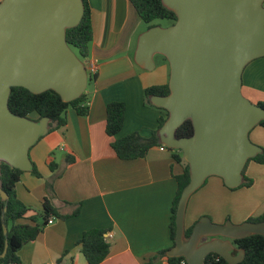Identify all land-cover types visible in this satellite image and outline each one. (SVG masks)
<instances>
[{
	"label": "water",
	"instance_id": "obj_1",
	"mask_svg": "<svg viewBox=\"0 0 264 264\" xmlns=\"http://www.w3.org/2000/svg\"><path fill=\"white\" fill-rule=\"evenodd\" d=\"M176 20L166 27L149 26L136 41L133 59L145 70L155 67L156 54L169 65L165 95H151L152 105L168 115L158 129L159 141L180 150L189 166L175 212L174 244L166 252L186 264H204L213 252L230 264L244 258L233 240L264 236V219L235 224L195 221L185 236L184 217L190 196L210 176L228 188L238 187L248 159L262 152L249 138L264 120V107L242 93V73L264 56V0H161ZM82 0H0V162L30 171V147L49 131V118L14 114L8 107L13 86L32 93L51 89L63 101L81 96L88 83L85 63L66 42V29L79 23ZM190 120L193 132L178 137ZM0 198L8 195L0 186ZM6 206L3 208V213ZM3 233L7 227L3 223ZM5 239L0 258L7 250Z\"/></svg>",
	"mask_w": 264,
	"mask_h": 264
},
{
	"label": "crops",
	"instance_id": "obj_2",
	"mask_svg": "<svg viewBox=\"0 0 264 264\" xmlns=\"http://www.w3.org/2000/svg\"><path fill=\"white\" fill-rule=\"evenodd\" d=\"M87 1L93 34L87 60L98 66L95 79L85 89L88 114L66 110L65 124L49 130L29 149L32 166L40 175L23 171L14 189L32 214L42 212L44 199L62 215L71 214L77 204L79 212L47 223L18 251L20 264H57L59 258L60 264H88L76 241L91 228L112 235L107 236L109 254L100 264H167L164 257L152 262L150 257L170 247V211L177 189L174 175L182 172L183 163L175 162L171 151L160 146L130 160L118 158L110 146L114 138L132 132L149 137L157 127L162 112L144 104L143 91L167 83V67L161 63L145 70L134 62L137 37L148 25H142L129 0ZM242 93L254 103H264V56L245 66ZM111 101L125 104L123 125L114 137L105 133V110ZM249 134L264 147V127L256 125ZM66 155H73L74 162L66 163ZM51 161L57 164L53 171ZM252 162L262 169L245 174L252 179L251 186L232 192L259 199L244 207L248 215L258 216L264 212V164ZM47 181L51 190L46 188ZM206 209L205 215L216 216L219 223L233 221L240 210L226 207L222 200Z\"/></svg>",
	"mask_w": 264,
	"mask_h": 264
},
{
	"label": "trees",
	"instance_id": "obj_3",
	"mask_svg": "<svg viewBox=\"0 0 264 264\" xmlns=\"http://www.w3.org/2000/svg\"><path fill=\"white\" fill-rule=\"evenodd\" d=\"M84 4V12L79 23L73 27L66 29V42L77 56L84 62L87 61L89 55L90 42L92 40V25L90 20V7L87 0H82ZM131 6L137 13L142 22L152 26L151 22L155 19H167L173 23L176 20V15L173 11L163 6L161 0H129ZM163 57V56H162ZM165 59V57H163ZM166 60V59H165ZM167 62V61H166ZM96 75H89L88 81H93ZM169 92L168 84L152 85L144 89L143 101L145 105L153 106L150 102L151 95H165ZM264 107L263 102L256 103ZM8 107L14 114L30 117L38 120L42 117H48L49 130L59 128L65 124V113L68 108H72L78 115L85 116L88 114V96L84 91L80 97L71 100L63 101L60 95L54 90L48 89L41 93H32L28 89L21 86H13L8 99ZM162 112L158 118L157 127L151 132L149 137H143L138 132H132L123 137L114 138L110 142V146L116 156L123 160H130L145 157L148 150L153 146H162L159 141L158 129L166 119L168 112L164 108L156 107ZM125 104L122 101H111L107 103L105 110V133L109 137H114L121 130L124 121ZM264 127V120L258 124ZM193 132V126L190 120H185L176 130V135L189 136ZM170 150V149H169ZM173 160L177 163H183L181 173L174 175L177 189L172 201L170 211L169 232L172 246L174 244L175 235V212L183 187L189 181V166L182 157L180 150H170ZM73 155H66L65 162H74ZM259 164H264V147L262 152L248 159ZM246 163V164H247ZM245 164V166H246ZM244 166V167H245ZM57 164L49 163L51 171L55 170ZM23 171L10 166L5 162H0V186L8 195L6 200L0 198V253L3 251L5 239L8 245L6 254L0 258V264H20L18 251L27 242L33 241L38 234L43 231L47 225L49 218L64 219L71 215H76L79 212V204L71 214L62 215L51 203L44 199L43 210L39 214L30 213L26 205H24L15 194V185L20 179ZM31 172L39 176L40 174L34 166ZM242 183L231 190L241 187H249L252 184V179L244 174L242 170ZM206 182V180H205ZM204 182V183H205ZM223 183V181H222ZM224 185V183H223ZM225 186V185H224ZM46 188L52 189L51 182H46ZM228 188V187H227ZM6 206V211L3 213V208ZM29 220L24 222L23 220ZM264 219V212L258 216L248 218V221H259ZM227 220V219H226ZM3 223L7 227V233H3ZM195 223V222H194ZM193 224L185 227V236L188 237L191 233ZM106 230L101 228H91L85 230L76 243L80 246V251L88 264H100L106 258L110 251V242L107 239ZM236 249L244 250V258L236 264H264V236L261 234H253L247 237L235 239L232 241ZM169 248V247H168ZM168 248H163L157 251L150 262L159 258H166L167 264H186L184 257H170L166 255ZM67 251L63 254L65 255ZM61 258L57 260L60 264ZM204 264H230L224 258L216 253H209L204 261Z\"/></svg>",
	"mask_w": 264,
	"mask_h": 264
},
{
	"label": "rangeland",
	"instance_id": "obj_4",
	"mask_svg": "<svg viewBox=\"0 0 264 264\" xmlns=\"http://www.w3.org/2000/svg\"><path fill=\"white\" fill-rule=\"evenodd\" d=\"M151 24L159 25L161 27H166L171 24V21L167 19H155L151 22ZM142 25L147 26L148 24L142 22ZM154 62L157 65L161 63H165L169 77V65L166 62V60L162 57V55L156 54L154 56ZM167 82H168V78H167ZM249 138L253 143L257 144L251 139L250 134H249ZM254 165L255 164L252 161H249L244 167V174H248L253 170L254 172H257L262 169L261 168L262 166H254ZM221 181L222 179L217 176H210L206 179V182L190 196L184 217L185 226H188L190 222H192L193 220L197 221L202 216H208L213 222L219 223L215 221L216 216L205 215L204 213L207 210L206 209L207 207L214 208L216 206V202L219 200H222L225 203L226 207H229L231 205L235 207H239L240 209L239 214L233 216V221L230 219L235 224L242 223L248 220V218L254 217L248 215V213L244 210V207H246L247 205H253L254 203H258L259 199L254 198L250 200L249 197L241 196V194L234 195L232 192L234 190H231L226 186H224ZM258 189L259 187L256 188V190Z\"/></svg>",
	"mask_w": 264,
	"mask_h": 264
},
{
	"label": "built area",
	"instance_id": "obj_5",
	"mask_svg": "<svg viewBox=\"0 0 264 264\" xmlns=\"http://www.w3.org/2000/svg\"><path fill=\"white\" fill-rule=\"evenodd\" d=\"M263 5H264V2H263ZM84 63H85V67H86V71H87L88 76L89 75H91V76L96 75L97 70H98L97 64L94 61H90V60H87ZM160 147H161V149H166V147L164 145H162ZM54 219H55L54 217L49 218L47 223H49V224L52 223ZM107 236L112 237L111 233H108L106 235V237Z\"/></svg>",
	"mask_w": 264,
	"mask_h": 264
}]
</instances>
